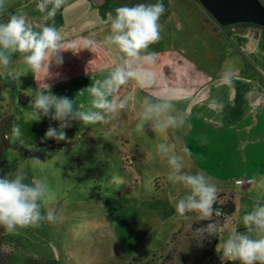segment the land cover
<instances>
[{"label": "rangeland", "instance_id": "obj_1", "mask_svg": "<svg viewBox=\"0 0 264 264\" xmlns=\"http://www.w3.org/2000/svg\"><path fill=\"white\" fill-rule=\"evenodd\" d=\"M16 5L17 0H6L5 12ZM176 30L175 25L172 32ZM154 64L153 84L141 87L132 81L122 86V90L130 92L123 91L116 99L119 102L127 98L126 105L107 122L72 121L71 127L64 130L65 140L43 142L49 126L59 129V122L33 111L31 100L38 90L33 74L30 70L18 72L17 66L6 71L0 67V122L11 116L12 127L18 125L22 133L15 137L11 129L8 148L0 152V177L5 175L4 163H8L11 173L24 172L25 183L46 179L50 191L43 201L42 213L52 211L56 217L54 222L43 221L38 227L18 228L14 233L1 226L3 249L12 259L8 264H30V260L41 264H221L222 249L216 250L217 245H222L232 231H246L242 217L251 211L257 198L264 196V190L250 183L257 178L253 175L251 180H245L244 175L237 183L233 166L212 172L185 157L184 171L199 170L210 177L213 174L217 187L226 186L238 208L235 227L231 223V228H221L216 237L201 240L194 231L211 222L212 216L200 220L198 213H187L189 219L178 214L175 204L187 189L169 180L168 157L173 151L184 154L183 148L163 130L165 127L159 126L162 109L155 115L149 112L151 118L146 116L154 104L146 96V89L156 92L160 83L156 74L163 69L161 60ZM229 68L225 66V72ZM10 73L19 80H12ZM187 84L174 79L170 85ZM141 123L143 128L138 131ZM220 138L227 146V161L240 157L231 150L229 134L221 133ZM160 144L168 145L172 152L161 157ZM221 147L222 142L217 147L212 140L207 149L217 152ZM261 148H257L258 155L264 156ZM33 156L42 163L34 165L30 160ZM244 158L249 160L245 165L252 169L255 164L256 173L260 169L264 175V157L259 161ZM229 176V181L224 182Z\"/></svg>", "mask_w": 264, "mask_h": 264}, {"label": "crops", "instance_id": "obj_2", "mask_svg": "<svg viewBox=\"0 0 264 264\" xmlns=\"http://www.w3.org/2000/svg\"><path fill=\"white\" fill-rule=\"evenodd\" d=\"M155 2L64 0L54 18L64 41L80 40L94 34L96 44L91 50L81 47L75 50L78 53H62L63 65L50 68V72L59 73L58 78L47 81L53 85V94L67 96L75 100L80 110H87L91 100L87 88L95 81L104 79L117 66L122 55L105 40L111 31V18L106 13L111 12L114 17L115 9L119 6ZM163 4L166 12L159 21L163 26L162 39L149 47V51L157 53L154 61L161 60L163 65V69L156 74L160 83L156 92L145 88L146 96L153 99L154 104H172L170 108H162L159 122L167 124L168 116H174L176 124L163 130L172 140L178 141L183 150L187 148L191 151L190 159L197 166L202 165L212 172L216 168L233 166V179L236 178L237 183L242 181L244 175L245 180H251L252 175L259 180L264 177L263 173L260 169L256 173L255 164L252 169L245 165L244 162L249 160L246 161L244 157H255L256 161L264 157L258 155L257 149L262 147L261 152L264 153V27L248 23L223 27L199 0H163ZM7 13L24 15L35 30H39L43 23V13L37 9V0H17L14 9L0 14V22H7ZM175 25L177 30L172 32ZM226 57H229L228 61ZM227 65L230 68L225 72ZM12 66H17L18 72L30 70L36 87L46 75L29 68L20 53L12 54L11 63L0 67L6 71ZM146 67L152 72L155 64H147ZM174 79L188 84L171 86ZM123 91L130 92L120 88L115 97L122 95ZM146 116L151 118L149 112H146ZM221 133L230 135L231 150L240 157H232L228 161L224 158L227 146L224 145L225 140L220 138ZM212 140L217 147L222 142L219 151L207 149ZM171 152L162 151L161 157ZM211 177L216 179L213 174ZM229 179L230 176L224 182ZM218 189V194L229 193L225 185L218 186ZM233 219L235 227L234 216Z\"/></svg>", "mask_w": 264, "mask_h": 264}, {"label": "clouds", "instance_id": "obj_3", "mask_svg": "<svg viewBox=\"0 0 264 264\" xmlns=\"http://www.w3.org/2000/svg\"><path fill=\"white\" fill-rule=\"evenodd\" d=\"M63 4L64 0H37V9L43 13V23L40 24L39 30H35L24 15L17 13H7V22H0V66L9 65L11 55L20 53L29 68L46 73L43 81L39 82L38 90L34 91L31 105L39 116L58 121L59 129L49 126L42 142L47 139L65 140L67 134L64 130L71 127L72 121L107 122L114 113L125 107L127 98L117 102L114 94L129 81H135L141 87H150L153 84L154 75L146 65L154 63L157 53L149 51V47L162 39L163 26L159 21L166 12L163 0H156L155 3L119 6L115 9L114 17L111 12L106 13L111 18V31L105 40L114 45L122 55L117 66L104 79L95 81L87 88L91 97L90 105L87 110L82 111L77 107L75 100L54 95L51 90L53 85L47 82L58 78L59 73L50 72V68L63 65L62 53H78L75 50L81 47L91 50L96 44L94 34L80 40L64 41L54 20L57 10ZM5 10L6 0H0V13ZM49 20L52 21L51 24L48 23ZM9 75L12 80H19L15 74ZM170 107L171 103L153 104L147 111L159 113L162 108ZM167 120V124L159 126L169 127L176 124L174 116H168ZM142 128V123L137 125L138 131ZM12 135H22L18 125H13ZM159 148L165 153L170 150L166 144H160ZM183 152L189 157L192 155L187 148H184ZM30 160L34 165L42 163L35 156ZM168 164L171 169L169 180L187 189V194L175 204L178 214L189 219L187 213H198L200 220H207L213 214L219 216L220 211L214 208L219 189L213 179L199 170L194 173L185 172L184 154L173 151L168 157ZM25 180L26 176L21 170L0 177V226L9 233H14L18 228L38 227L43 221L54 222L56 219L52 211H47L46 215L42 213L43 201L50 191L47 180L40 179L32 183H25ZM250 183L264 190V177ZM242 222L246 231H232L222 245H217L216 250L222 249L221 264L228 261H239V264H264V196L254 201L251 211L243 215ZM218 231L217 223L209 222L196 228L194 232L204 240L216 237ZM253 233L257 236L251 235Z\"/></svg>", "mask_w": 264, "mask_h": 264}, {"label": "water", "instance_id": "obj_4", "mask_svg": "<svg viewBox=\"0 0 264 264\" xmlns=\"http://www.w3.org/2000/svg\"><path fill=\"white\" fill-rule=\"evenodd\" d=\"M223 27L248 23L264 27V3L261 0H199Z\"/></svg>", "mask_w": 264, "mask_h": 264}, {"label": "trees", "instance_id": "obj_5", "mask_svg": "<svg viewBox=\"0 0 264 264\" xmlns=\"http://www.w3.org/2000/svg\"><path fill=\"white\" fill-rule=\"evenodd\" d=\"M12 117H5L0 122V152H3L5 149H7V143H8V135L11 132L12 129ZM5 170L4 174H7L10 172V167L8 163H4ZM215 209L220 208L225 216H231L233 217L236 213V203H235V197L233 195H227V194H218V199L214 205ZM215 214L211 217V222L217 223L219 226V231L222 229H225L224 227V221L221 219L220 221H217L215 218ZM208 238L207 240H210ZM4 244V231L3 228L0 226V264H8L10 262V256L4 251L3 249ZM12 260V259H11ZM30 264H41L40 261L37 260H30Z\"/></svg>", "mask_w": 264, "mask_h": 264}, {"label": "built area", "instance_id": "obj_6", "mask_svg": "<svg viewBox=\"0 0 264 264\" xmlns=\"http://www.w3.org/2000/svg\"><path fill=\"white\" fill-rule=\"evenodd\" d=\"M218 210L220 211V215L216 216L215 218L217 219V221H220L221 219L224 221V227L228 228L229 224L233 222V217L231 216H225L224 213L222 212V210L220 208H218Z\"/></svg>", "mask_w": 264, "mask_h": 264}]
</instances>
